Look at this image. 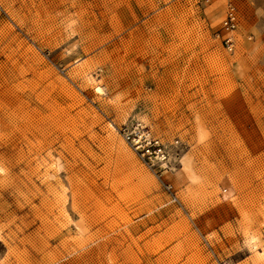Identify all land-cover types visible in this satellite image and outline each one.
<instances>
[{
	"label": "rangeland",
	"instance_id": "obj_1",
	"mask_svg": "<svg viewBox=\"0 0 264 264\" xmlns=\"http://www.w3.org/2000/svg\"><path fill=\"white\" fill-rule=\"evenodd\" d=\"M0 264H264V0H0Z\"/></svg>",
	"mask_w": 264,
	"mask_h": 264
},
{
	"label": "built area",
	"instance_id": "obj_2",
	"mask_svg": "<svg viewBox=\"0 0 264 264\" xmlns=\"http://www.w3.org/2000/svg\"><path fill=\"white\" fill-rule=\"evenodd\" d=\"M239 23L237 11L231 4L227 9L225 21L222 30L228 32L224 42L228 49L232 50L235 46L233 32L237 29ZM126 139L141 153L142 157L149 163L163 162L167 159L165 146L159 139L152 136L149 131H142L136 128L133 132L126 134Z\"/></svg>",
	"mask_w": 264,
	"mask_h": 264
}]
</instances>
